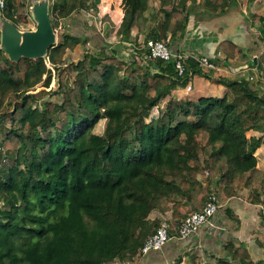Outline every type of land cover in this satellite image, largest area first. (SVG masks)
<instances>
[{
  "label": "trees",
  "instance_id": "16d2710c",
  "mask_svg": "<svg viewBox=\"0 0 264 264\" xmlns=\"http://www.w3.org/2000/svg\"><path fill=\"white\" fill-rule=\"evenodd\" d=\"M150 1L139 5L145 11ZM231 2L199 5L222 15ZM196 3L162 0L147 16L143 42L183 38ZM24 5L7 0L3 16L15 23ZM80 6L99 11L98 0ZM135 25L130 10L117 30L119 42L134 43L128 59L93 35L97 49L68 63L84 27L62 35L47 58L13 63L0 51V264H140L163 222L175 237L220 189L227 197L249 187L246 174L258 166L249 133H262L264 144V95L245 79L220 78L221 97L173 98L174 88L205 71L189 58L179 77L172 64L150 58L137 49ZM52 94L62 99L45 101ZM164 100L165 110L148 121ZM102 120L103 135L95 132ZM260 191L249 200L264 205V184ZM154 212L167 218L151 219ZM225 250L233 262L264 264L244 247Z\"/></svg>",
  "mask_w": 264,
  "mask_h": 264
},
{
  "label": "crops",
  "instance_id": "0c3cea01",
  "mask_svg": "<svg viewBox=\"0 0 264 264\" xmlns=\"http://www.w3.org/2000/svg\"><path fill=\"white\" fill-rule=\"evenodd\" d=\"M199 1L193 6L185 36L169 45L189 57L205 56L217 64L218 70L203 69L205 75H195L190 81L197 85L195 98L223 96L226 88L218 83L220 78L245 79L264 95V0H233L222 15L203 10ZM118 43L115 48L120 47V55L124 56L127 54L126 45ZM231 50L234 55L229 57L227 52ZM180 89L182 87L178 86L172 90L173 97L177 98ZM261 134L249 133V137L253 138L250 149L256 148L257 169L263 170L264 154L260 153H264V144L257 143ZM247 191H231L227 197L220 191L224 207L214 217L212 225L203 227L188 240L175 236L163 250L143 257L140 264H241V259L232 261L225 250L227 244L246 248L253 261L263 259L264 224L260 210L263 205L252 203ZM154 213L156 217L161 216Z\"/></svg>",
  "mask_w": 264,
  "mask_h": 264
},
{
  "label": "rangeland",
  "instance_id": "374dc122",
  "mask_svg": "<svg viewBox=\"0 0 264 264\" xmlns=\"http://www.w3.org/2000/svg\"><path fill=\"white\" fill-rule=\"evenodd\" d=\"M40 0H24V7H19L16 12V22H12L20 31L29 32L35 30L36 22L33 19V15L31 12V8L34 5V2ZM91 3L92 0H49L50 7V16L52 19L53 26L56 24L55 30L57 33L58 39L62 37V35L70 32L72 35L77 36V34H82L83 28L85 31V36L87 37V43L84 44V37L81 38V43L76 46L74 51L68 50L66 54V60L68 63L78 62L80 61L85 53L92 52L97 49L96 43L93 44L91 38H94L95 35L97 42L103 40L105 48L108 49V52L111 53V44L115 46L118 43L117 30L123 20V17L130 10L137 11V25L133 28V37L137 38V44L143 42L144 37L147 35L146 29V19L147 16L151 15L154 12H157L161 7L162 0H151L149 7L147 10L139 5V0H98L99 11H85L81 8V2ZM198 2V0H197ZM200 3L202 0L199 1ZM4 17V16H3ZM5 18V17H4ZM7 19V18H6ZM8 20V19H7ZM1 43V36H0ZM127 54L122 56L123 58H130L129 54L134 49V43H124ZM130 45V47H128ZM129 48V49H128ZM6 55V54H5ZM7 56V55H6ZM209 80V79H208ZM58 82L55 81L51 88L54 91L58 88ZM193 90L187 92V86L182 87L176 96L179 100H195L196 95V87L197 85L194 82L189 83ZM181 92V93H180ZM173 97V95H172ZM175 98V97H173ZM62 99V96L52 94L47 97L45 101L58 102ZM169 100V99H168ZM168 100H164L160 102L157 107L152 111L151 117L148 121L153 119H157L161 112L165 110L166 104ZM34 106H38L39 108H43V104H35ZM106 126V120H102L96 127L95 132L97 134H104ZM264 153L261 152L260 155ZM264 165V164H263ZM264 170V166L262 167ZM260 169H256L253 172L246 174V178L249 180V187L247 191L249 197L256 196L261 191V188L264 184V171ZM222 191L221 189L219 192ZM223 192V191H222ZM222 195V194H221ZM223 196V195H222ZM224 197V196H223ZM220 198V196H219ZM1 207V201H0ZM264 207V205H263ZM261 210V209H260ZM156 213L150 216L151 219L157 218ZM158 218H163L162 214ZM166 218V217H165ZM262 219V216H261ZM263 222V221H262ZM142 262V261H141Z\"/></svg>",
  "mask_w": 264,
  "mask_h": 264
},
{
  "label": "built area",
  "instance_id": "2783aa9c",
  "mask_svg": "<svg viewBox=\"0 0 264 264\" xmlns=\"http://www.w3.org/2000/svg\"><path fill=\"white\" fill-rule=\"evenodd\" d=\"M6 2L7 0H0L1 13L6 8ZM137 49L146 50L150 58L160 60L164 64H172L179 77H184L186 75L188 70L187 60L192 58L184 52L174 51L167 43L162 41L149 40L146 43L142 42ZM194 60L200 68L209 71L218 70L217 64L209 57H196ZM191 89L192 87L189 86L188 91H191ZM223 207V203L217 196L210 197L207 206L202 211L193 212L184 220L178 229V235H176V237L180 240H188L193 235L197 234L203 227L212 225L214 217ZM261 216L264 223L263 206H261ZM176 237L171 236L169 225L163 222L156 234L151 237L142 248L141 257H145L151 252L163 250V248Z\"/></svg>",
  "mask_w": 264,
  "mask_h": 264
},
{
  "label": "water",
  "instance_id": "95a60500",
  "mask_svg": "<svg viewBox=\"0 0 264 264\" xmlns=\"http://www.w3.org/2000/svg\"><path fill=\"white\" fill-rule=\"evenodd\" d=\"M31 12L36 28L29 32L20 31L0 12V51L13 63H19L22 59L47 58L49 50L58 42L50 16L49 0L34 2Z\"/></svg>",
  "mask_w": 264,
  "mask_h": 264
},
{
  "label": "clouds",
  "instance_id": "9594fccd",
  "mask_svg": "<svg viewBox=\"0 0 264 264\" xmlns=\"http://www.w3.org/2000/svg\"><path fill=\"white\" fill-rule=\"evenodd\" d=\"M202 69H203V68H202ZM204 70H205V69H204ZM212 72H213V71H212ZM189 86H190V85H189ZM189 86H188V87H189ZM188 87H187V90H188ZM218 198H219V197H218ZM219 199H220V198H219ZM263 224H264V223H263ZM157 252H159V251H157ZM151 253H152V252H151ZM148 255H149V254H148ZM142 258H143V257L140 256V260H141Z\"/></svg>",
  "mask_w": 264,
  "mask_h": 264
}]
</instances>
